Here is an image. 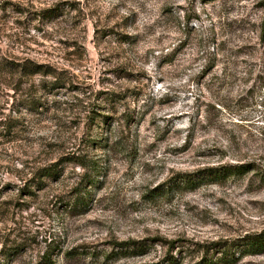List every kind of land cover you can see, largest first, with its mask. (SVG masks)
Returning <instances> with one entry per match:
<instances>
[{"label":"rangeland","instance_id":"374dc122","mask_svg":"<svg viewBox=\"0 0 264 264\" xmlns=\"http://www.w3.org/2000/svg\"><path fill=\"white\" fill-rule=\"evenodd\" d=\"M263 27L264 0H0V263L264 264Z\"/></svg>","mask_w":264,"mask_h":264},{"label":"trees","instance_id":"16d2710c","mask_svg":"<svg viewBox=\"0 0 264 264\" xmlns=\"http://www.w3.org/2000/svg\"><path fill=\"white\" fill-rule=\"evenodd\" d=\"M50 12V11H48ZM263 34H264V27H263ZM23 69H24V74L27 73H37L41 71H47L46 69L43 68V66L40 63H36L33 61H28V63H19ZM68 160H74L76 162H79V164L84 165L82 160H79L78 157L72 156L68 157ZM60 163L57 162H52L50 165L42 167L37 173L36 177L37 179L42 182L43 178H60L63 174V170L59 169L58 165ZM253 164L250 163H230V164H224L220 166H212V167H207L205 169L199 170L196 173H185L180 176V181L187 187H197L198 185L206 182H217V181H222L226 178H229L231 176H240L246 172H248L251 169H254ZM82 194H79L78 196H81ZM88 204L86 198L84 196H81L77 198L73 204H70L71 209H79V208H85L86 205ZM84 213V212H82ZM245 243L244 247L241 251V255H255V254H261L264 253V231L259 232V233H254L248 236H245ZM125 245L129 247V243H124ZM131 245V244H130ZM139 251L133 253V254H138ZM239 257L231 258L228 259L227 255L224 254V256L219 257L216 260L210 259L206 260L204 264H220L221 261L226 262V263H234ZM0 264H8V261ZM42 264H54L51 256L46 253L43 257V262Z\"/></svg>","mask_w":264,"mask_h":264}]
</instances>
